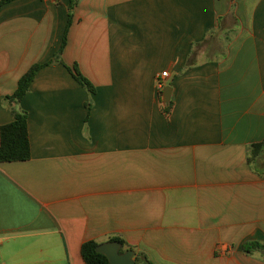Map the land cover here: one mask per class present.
Segmentation results:
<instances>
[{
	"label": "crops",
	"instance_id": "crops-1",
	"mask_svg": "<svg viewBox=\"0 0 264 264\" xmlns=\"http://www.w3.org/2000/svg\"><path fill=\"white\" fill-rule=\"evenodd\" d=\"M70 1L0 9V126ZM61 58L95 91L52 61L20 100L31 156L0 163V264H85L115 237L153 264H264L242 249L264 242V0H77Z\"/></svg>",
	"mask_w": 264,
	"mask_h": 264
},
{
	"label": "trees",
	"instance_id": "trees-1",
	"mask_svg": "<svg viewBox=\"0 0 264 264\" xmlns=\"http://www.w3.org/2000/svg\"><path fill=\"white\" fill-rule=\"evenodd\" d=\"M13 0H0V9L12 2ZM77 0H71L69 5L67 23L63 32L60 46L53 56L50 62H58L63 64L67 70L71 73L74 79L90 93H94L95 88L93 84L84 77L78 70L76 64L67 66L63 63L61 55L64 50L67 41V34L72 23V10L76 5ZM50 62L45 63H34L28 70L19 78L17 87L12 94L3 97L4 103L11 104V112L13 120L9 123L0 126V163L2 162H18L26 161L30 159V141L28 137V115L27 112L19 108V102L22 97L29 90L30 84L32 83L36 73L42 67L48 65ZM172 107V102L166 104L164 112L168 114ZM264 149V140L254 143L249 147L250 158L248 162L251 163L253 159H256L260 152ZM119 241L122 246L124 242L120 238H113L110 241ZM99 245L94 240L84 242L80 248V255L85 264H109L108 259L96 252V247ZM243 252L249 255L255 252L260 253L262 260H264V242L260 241H246L242 246ZM136 264H153L143 253H137L135 258Z\"/></svg>",
	"mask_w": 264,
	"mask_h": 264
},
{
	"label": "water",
	"instance_id": "water-1",
	"mask_svg": "<svg viewBox=\"0 0 264 264\" xmlns=\"http://www.w3.org/2000/svg\"><path fill=\"white\" fill-rule=\"evenodd\" d=\"M170 87H166L163 91V100L169 101ZM96 252L104 255L109 264H136L134 260L135 252L132 249L122 251V244L119 241H107L100 243L96 247Z\"/></svg>",
	"mask_w": 264,
	"mask_h": 264
},
{
	"label": "built area",
	"instance_id": "built-area-1",
	"mask_svg": "<svg viewBox=\"0 0 264 264\" xmlns=\"http://www.w3.org/2000/svg\"><path fill=\"white\" fill-rule=\"evenodd\" d=\"M47 1H52V0H47ZM167 76V72H162L161 74H160V77L161 78H165ZM158 81H160V80H158Z\"/></svg>",
	"mask_w": 264,
	"mask_h": 264
},
{
	"label": "flooded vegetation",
	"instance_id": "flooded-vegetation-1",
	"mask_svg": "<svg viewBox=\"0 0 264 264\" xmlns=\"http://www.w3.org/2000/svg\"><path fill=\"white\" fill-rule=\"evenodd\" d=\"M122 251H123V249H122Z\"/></svg>",
	"mask_w": 264,
	"mask_h": 264
}]
</instances>
